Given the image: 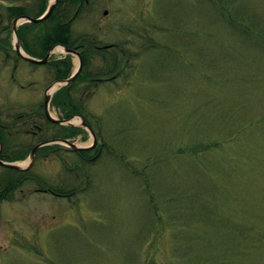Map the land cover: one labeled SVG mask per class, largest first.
<instances>
[{"label": "rangeland", "instance_id": "1", "mask_svg": "<svg viewBox=\"0 0 264 264\" xmlns=\"http://www.w3.org/2000/svg\"><path fill=\"white\" fill-rule=\"evenodd\" d=\"M80 9L72 34L93 42L94 82L84 75L73 89L100 151L35 155L31 178L0 203V264H264V0ZM57 47L52 60L65 55ZM34 79L39 102L60 86L48 64ZM74 119L81 134L70 139L91 145Z\"/></svg>", "mask_w": 264, "mask_h": 264}, {"label": "flooded vegetation", "instance_id": "2", "mask_svg": "<svg viewBox=\"0 0 264 264\" xmlns=\"http://www.w3.org/2000/svg\"><path fill=\"white\" fill-rule=\"evenodd\" d=\"M47 1L0 0V203L14 198L18 193L19 186L31 178L27 176L26 179L19 181L18 169L11 166L23 159L18 158L19 153L27 152L29 154L35 144L45 142L37 148L35 155H37L38 150L41 151L50 147V153L44 154V158L50 154L54 156L55 151L61 148L62 143L50 142L51 140L68 139L73 142L70 138L81 134V131L78 130V133L65 137L64 130H49L48 127L50 125L55 126L56 123L47 119L45 115V93L40 102L37 99L41 95L39 92L35 94L34 68H37V65H41V67L44 64L50 65V62L53 61L50 59L51 53L54 51L53 48L60 44L55 43L50 47L48 42L49 31L51 28L53 30L55 28L54 18L57 17L58 27V35H53L54 38L64 35L66 22L64 2L58 5L57 11H55L54 6L46 18L37 22L30 20L43 14L48 7L47 4H45L46 6L43 4ZM51 16L53 21L50 20ZM48 53L50 54L46 63H35L30 60V58L41 60ZM46 76L42 75L41 80H47L48 77ZM88 80L92 81L91 77H88ZM105 80L107 78L96 79L98 82ZM35 106H37L36 110ZM74 114L77 113L72 115ZM59 117L64 118L61 113ZM38 119H42L46 125L44 123V125L38 124ZM34 139H38L37 142L33 143ZM98 147L99 144L95 143L91 151L97 150L99 152ZM65 150L72 151L69 147ZM74 153L80 159L82 158L78 154L79 152ZM35 191L50 193L55 197L68 195L67 191L59 192L44 186L35 188Z\"/></svg>", "mask_w": 264, "mask_h": 264}, {"label": "trees", "instance_id": "3", "mask_svg": "<svg viewBox=\"0 0 264 264\" xmlns=\"http://www.w3.org/2000/svg\"><path fill=\"white\" fill-rule=\"evenodd\" d=\"M64 2L65 6V24H64V35L60 36L59 38H54L52 37L53 35H58L57 34V17L54 18L55 20V28L54 30L51 28L50 29V38L48 40L50 47L54 45L55 43H60L65 46V48H74L79 50L82 61H83V70L78 74V76L75 78V80L60 89H58L52 96L51 98V106L55 107L59 110L61 113L62 117L66 118L72 115L73 113H77L81 115L85 122L88 123V121L85 119V117L81 114V110L83 108L81 101V98L75 97V89L74 85L78 80H83V76H86V80L88 77H92V74L89 72H85L84 69H86L92 60V56L94 51L93 50V45L92 41H88L87 37L88 36H79V37H74L72 34V28H71V22L72 19L71 17L74 18L73 14H71V8L73 6L79 7V12L81 11V7L85 5L86 3L91 2V0H57L55 4V11H57L58 5L60 3ZM56 15V14H55ZM50 20L53 21L52 16L50 17ZM84 43V45H83ZM92 45V46H91ZM51 64V69H52V75L54 79H65L68 78L71 74L72 71V62L70 59V54H66L63 58L60 59H55L50 62ZM125 63V62H123ZM120 64V63H119ZM119 64L113 63V68L110 70H106V73L110 72H117L119 71ZM121 66V65H120ZM124 66V65H122ZM121 66V67H122ZM104 72V71H103ZM93 81V80H92ZM94 82V81H93ZM89 86V85H88ZM51 123V122H50ZM55 126L59 127L61 130L65 131V137H70L79 131L77 127H70V126H61V125H56ZM79 130V131H78ZM100 149V145L98 147ZM42 149V148H41ZM40 150L37 151V153ZM90 152V151H89ZM82 157V159L87 160V161H92L93 158L87 157L88 152L86 150L79 151V153ZM18 158H23L22 154H19ZM28 176L27 171H18V177L19 181H22L23 179H26ZM20 184V183H19Z\"/></svg>", "mask_w": 264, "mask_h": 264}, {"label": "water", "instance_id": "4", "mask_svg": "<svg viewBox=\"0 0 264 264\" xmlns=\"http://www.w3.org/2000/svg\"><path fill=\"white\" fill-rule=\"evenodd\" d=\"M56 0H50L49 1V4H48V7L47 9L45 10V12L41 15V17H38V18H31L30 20L34 21V22H37V21H40L44 18H46L50 12L52 11L53 7H54V4H55ZM66 52H70V53H74L77 55V57L79 58V64L77 66V68L75 69V71L72 73V75L70 77H68L67 79H63V80H57L56 83L59 84L60 86L62 85H65V84H68V83H71L75 78L76 76L78 75V73L80 72V69H81V66H82V60H81V57H80V54L79 52H77L75 49H68V48H64ZM50 53H48L43 59L41 60H38V59H33V58H30L31 61L35 62V63H46L47 60H48V56H49ZM57 88L53 89L51 92H48V88L46 89V93H45V99H44V105H45V115L46 117L52 121V122H55V123H59V124H63V125H73V123L70 121V119L72 117H69V118H64V119H57V118H54L51 116L49 110H48V103H49V100L51 98V94L53 91H55ZM78 117V116H77ZM80 117V116H79ZM81 118V117H80ZM81 125L83 127H86L88 128V130L90 131V133L92 134L93 136V145L95 144L96 142V138H95V135L93 133V130L91 129V127L85 123V121L81 118ZM50 141V140H49ZM50 142H60V143H63V144H66L68 145L72 150H83V149H89L91 148L92 146H81V145H76L75 143L71 142L70 140L68 139H58V140H51ZM45 142H41V143H38L36 144L33 149L31 150L30 152V160H29V163L28 165L26 166H19L18 164H13L11 166L19 169V170H25V169H29L32 164H33V161H34V153L35 151L37 150L38 147H40L41 145H43Z\"/></svg>", "mask_w": 264, "mask_h": 264}, {"label": "bare ground", "instance_id": "5", "mask_svg": "<svg viewBox=\"0 0 264 264\" xmlns=\"http://www.w3.org/2000/svg\"><path fill=\"white\" fill-rule=\"evenodd\" d=\"M57 46H58V47H57L58 50L61 49L62 47L65 48V46L62 45V44H58ZM64 50H65V49H64ZM66 54H67V52L65 51V55H66ZM54 88H55V85H52V86L49 88L48 91L51 92ZM55 92H56V91H53V92H52L51 97L53 96V94H54ZM50 114H51V112H50ZM51 116H52V114H51ZM52 117H53V116H52ZM54 118H55V117H54ZM73 121H76V119L73 118V119H72V122H73Z\"/></svg>", "mask_w": 264, "mask_h": 264}]
</instances>
